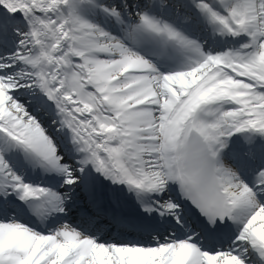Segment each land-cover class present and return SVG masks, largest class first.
<instances>
[{
    "label": "snow or ice",
    "instance_id": "1",
    "mask_svg": "<svg viewBox=\"0 0 264 264\" xmlns=\"http://www.w3.org/2000/svg\"><path fill=\"white\" fill-rule=\"evenodd\" d=\"M0 264H264V0H0Z\"/></svg>",
    "mask_w": 264,
    "mask_h": 264
}]
</instances>
